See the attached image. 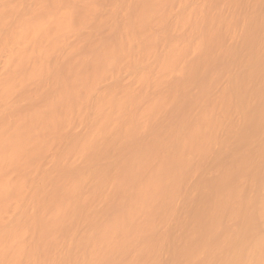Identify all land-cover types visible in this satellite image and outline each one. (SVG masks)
Returning a JSON list of instances; mask_svg holds the SVG:
<instances>
[{
	"label": "bare ground",
	"instance_id": "obj_1",
	"mask_svg": "<svg viewBox=\"0 0 264 264\" xmlns=\"http://www.w3.org/2000/svg\"><path fill=\"white\" fill-rule=\"evenodd\" d=\"M224 1L0 0V264H264V0Z\"/></svg>",
	"mask_w": 264,
	"mask_h": 264
},
{
	"label": "rangeland",
	"instance_id": "obj_2",
	"mask_svg": "<svg viewBox=\"0 0 264 264\" xmlns=\"http://www.w3.org/2000/svg\"><path fill=\"white\" fill-rule=\"evenodd\" d=\"M193 1H195V0H189V2H186V7H188V6H191V4L192 3H194ZM253 1H255V0H249V3H254ZM106 8V7H105ZM226 9H227V3H226V1H224V0H218V2H217V6H216V8H215V10H214V13L215 14H218L219 12H221V11H226ZM260 13L261 14H264V7H262L261 9H260ZM239 31H242V29L240 28L239 29ZM169 32H172L171 30H169ZM70 43V42H69ZM56 56H54L55 58H57L58 59V55L57 54H55ZM218 56H221V58H223V57H225L226 56V54H225V48L222 46L220 49H219V51H218ZM54 58V59H55ZM52 59H53V57H52ZM53 59V60H54ZM56 59V60H57ZM55 61V60H54ZM237 66H239V65H235V67H233L232 68V70L233 71H235V69H237ZM145 67V66H144ZM137 70H140V68L139 67H136V66H132V67H130L129 68V70L127 71V73L126 74H124V81L128 78L129 80L131 79L129 76H131V74H133L135 71H137ZM122 77V76H121ZM126 82V81H125ZM128 82V81H127ZM126 82V83H127ZM223 84H224V81L223 80H221V79H217L216 81H215V85H214V91L215 90H221L222 89V87H223ZM40 85V84H39ZM38 85V86H39ZM37 86V87H38ZM36 88V87H35ZM34 88V89H35ZM47 90V86L45 85V83H43L42 85H40L39 86V89L37 90V92L39 93V94H43V92H45ZM197 91H199V88H197V86L196 85H194L193 87H192V93L193 94H198L199 92H197ZM137 99H138V101H140V100H144L145 98H144V95L143 94H141L140 92H138L137 91ZM208 95H213V91H210V92H208ZM3 114H0V117L2 116ZM75 123H77L76 125H78V122H75ZM75 125V124H74ZM75 125V126H76ZM80 126V125H79ZM78 127V126H77ZM77 129V128H76ZM78 129H79V134H81L82 132H84V130H86V127H84V125L83 126H80V127H78ZM77 129V130H78ZM76 130V133L78 132ZM73 131H75L74 129H73ZM81 132V133H80ZM261 133L262 132H260V134L259 135H261ZM232 144V143H231ZM231 144H230V146H231ZM234 144V145H233ZM232 144V147L233 146H235V143H233ZM230 149H231V147H229ZM51 153H47L46 154V157H47V159H46V161H48V160H51L50 158L51 157H53V155L51 156L50 155ZM45 157V158H46ZM221 162H220V166H219V169H218V172H215L216 170H215V168L212 166V165H214V164H209V163H207L206 165H208L209 164V166L213 169L214 168V171L213 170H211V168L210 167H208V166H206L205 168H209V170H206L205 168H204V170H206V171H204V172H206V175L205 176H207L208 178H210V177H214V176H216L219 172H221V170L223 169V168H225L226 166H228V164H229V162H228V160L226 159V158H222L221 160H220ZM50 162V161H49ZM49 164H51V163H49ZM82 165V164H81ZM84 165V164H83ZM262 165H264V163L263 164H261L260 165V167H259V169H258V174H264V166H262ZM261 168H262V170H261ZM209 171L210 172H212V173H210V175H209ZM207 172H208V175H207ZM76 173H77V175H78V177H81L82 176V174H83V168H81V167H78L77 169H76ZM203 174H205V173H203ZM211 174H212V176H211ZM200 174H195V176H192V178H191V185L193 186L195 183H197L199 180H200ZM210 176V177H209ZM257 177H259V175L257 176ZM261 178V176L258 178V179H260ZM262 178H264V177H262ZM260 179V181H262V180H264V179ZM238 184L240 185V186H246L247 184H248V179H247V177L245 176V175H241L239 178H238ZM259 181V180H258ZM264 182V181H263ZM187 188H189V186H187ZM252 191H251V189H248V188H246L244 191H243V196L244 197H247L248 195H250V193H251ZM220 198L222 197L221 195L219 196ZM197 199V198H196ZM184 200H182V203H184L183 202ZM194 201H195V199H193V203H194ZM241 221L240 220H226V221H222V223L221 224H219L218 226H217V228H216V230H215V232H214V237L217 239V240H221V239H223L225 236H227L228 235V233H232L233 235H235V234H238V232H239V229H241ZM258 226H259V228H260V224H258ZM184 229H187L188 228V225L186 224L184 227H183ZM177 230V229H179L178 227L176 228V226L175 225H173L172 227H171V229L170 230ZM177 231H180V230H177ZM61 235H62V233H61ZM194 252H196V260L198 261V262H203L205 259H206V257H207V255H208V250H207V248L206 247H203V246H199V245H197L195 248H194ZM217 254V256H219V257H223L224 255H225V250L224 249H219L218 250V252L216 253Z\"/></svg>",
	"mask_w": 264,
	"mask_h": 264
}]
</instances>
